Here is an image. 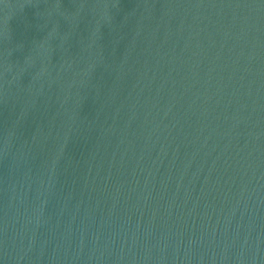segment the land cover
<instances>
[{
    "label": "water",
    "instance_id": "95a60500",
    "mask_svg": "<svg viewBox=\"0 0 264 264\" xmlns=\"http://www.w3.org/2000/svg\"><path fill=\"white\" fill-rule=\"evenodd\" d=\"M0 264H264V0H0Z\"/></svg>",
    "mask_w": 264,
    "mask_h": 264
}]
</instances>
